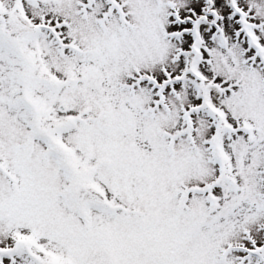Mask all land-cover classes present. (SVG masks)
<instances>
[{"label": "snow or ice", "instance_id": "1", "mask_svg": "<svg viewBox=\"0 0 264 264\" xmlns=\"http://www.w3.org/2000/svg\"><path fill=\"white\" fill-rule=\"evenodd\" d=\"M0 264H264V0H0Z\"/></svg>", "mask_w": 264, "mask_h": 264}]
</instances>
